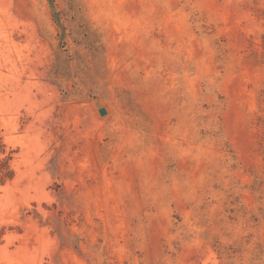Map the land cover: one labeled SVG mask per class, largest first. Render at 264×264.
<instances>
[{"label":"rangeland","instance_id":"obj_1","mask_svg":"<svg viewBox=\"0 0 264 264\" xmlns=\"http://www.w3.org/2000/svg\"><path fill=\"white\" fill-rule=\"evenodd\" d=\"M0 264H264V0H0Z\"/></svg>","mask_w":264,"mask_h":264},{"label":"water","instance_id":"obj_2","mask_svg":"<svg viewBox=\"0 0 264 264\" xmlns=\"http://www.w3.org/2000/svg\"><path fill=\"white\" fill-rule=\"evenodd\" d=\"M106 113V111L104 109H100V114L104 115Z\"/></svg>","mask_w":264,"mask_h":264}]
</instances>
